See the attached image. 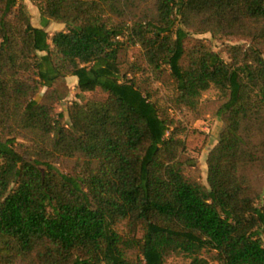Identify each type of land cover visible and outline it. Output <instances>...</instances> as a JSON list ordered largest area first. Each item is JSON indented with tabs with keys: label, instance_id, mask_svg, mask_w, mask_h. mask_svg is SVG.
I'll return each instance as SVG.
<instances>
[{
	"label": "trees",
	"instance_id": "16d2710c",
	"mask_svg": "<svg viewBox=\"0 0 264 264\" xmlns=\"http://www.w3.org/2000/svg\"><path fill=\"white\" fill-rule=\"evenodd\" d=\"M38 1L0 0V264H264V0Z\"/></svg>",
	"mask_w": 264,
	"mask_h": 264
},
{
	"label": "rangeland",
	"instance_id": "374dc122",
	"mask_svg": "<svg viewBox=\"0 0 264 264\" xmlns=\"http://www.w3.org/2000/svg\"><path fill=\"white\" fill-rule=\"evenodd\" d=\"M32 12V21L36 26L41 25V8L38 0H23ZM64 27V23L59 21H52L48 27L50 34L56 30ZM200 36H205L210 39L216 48L221 47L220 41L214 39L211 32L200 33ZM227 55V54H226ZM64 92H66V99L73 100L76 97H80V87L77 86V78L73 75H66L59 77L55 83ZM162 92L166 91L165 87H161ZM92 88H88L91 91ZM218 90L215 87H211L204 92L203 100V117L193 121L191 124L192 132L188 137V143L194 151L200 150L199 161L204 170V180L207 182V155L213 144L218 140L219 134L223 128L224 122L222 118L215 115L212 109L207 104L208 98H214L217 96ZM66 104L60 103L59 107L63 108ZM177 116L181 118L192 117L190 113L184 115L183 112L177 111ZM264 193V192H263ZM167 264H190V259L182 256L173 255L169 258ZM211 264H220L216 259L211 260Z\"/></svg>",
	"mask_w": 264,
	"mask_h": 264
},
{
	"label": "crops",
	"instance_id": "0c3cea01",
	"mask_svg": "<svg viewBox=\"0 0 264 264\" xmlns=\"http://www.w3.org/2000/svg\"><path fill=\"white\" fill-rule=\"evenodd\" d=\"M64 26H65V24H64Z\"/></svg>",
	"mask_w": 264,
	"mask_h": 264
}]
</instances>
